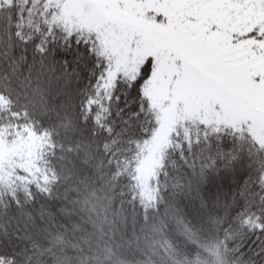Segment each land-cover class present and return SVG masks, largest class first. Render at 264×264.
Returning <instances> with one entry per match:
<instances>
[{
  "label": "snow or ice",
  "instance_id": "snow-or-ice-1",
  "mask_svg": "<svg viewBox=\"0 0 264 264\" xmlns=\"http://www.w3.org/2000/svg\"><path fill=\"white\" fill-rule=\"evenodd\" d=\"M0 264H264V0H0Z\"/></svg>",
  "mask_w": 264,
  "mask_h": 264
},
{
  "label": "trees",
  "instance_id": "trees-1",
  "mask_svg": "<svg viewBox=\"0 0 264 264\" xmlns=\"http://www.w3.org/2000/svg\"><path fill=\"white\" fill-rule=\"evenodd\" d=\"M186 254L188 255L189 259H195L197 255V250L195 247H189L188 249H186ZM202 257H203V254H202Z\"/></svg>",
  "mask_w": 264,
  "mask_h": 264
}]
</instances>
